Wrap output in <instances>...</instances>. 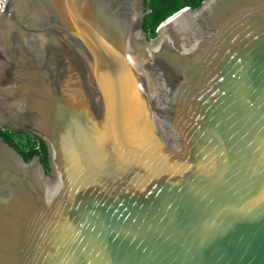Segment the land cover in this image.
Returning a JSON list of instances; mask_svg holds the SVG:
<instances>
[{
    "label": "water",
    "instance_id": "95a60500",
    "mask_svg": "<svg viewBox=\"0 0 264 264\" xmlns=\"http://www.w3.org/2000/svg\"><path fill=\"white\" fill-rule=\"evenodd\" d=\"M8 0L0 264H264V0Z\"/></svg>",
    "mask_w": 264,
    "mask_h": 264
},
{
    "label": "trees",
    "instance_id": "16d2710c",
    "mask_svg": "<svg viewBox=\"0 0 264 264\" xmlns=\"http://www.w3.org/2000/svg\"><path fill=\"white\" fill-rule=\"evenodd\" d=\"M204 0H145L146 17L144 19L143 30L150 38L156 36L159 26L168 18L185 8L196 9ZM0 137L6 144L12 147L22 156L25 162L39 157L41 163L48 174L47 148L43 141L38 138L24 136L23 132H11L9 130H0ZM35 145L32 144L34 140ZM39 144L37 148L36 144ZM37 148V149H36Z\"/></svg>",
    "mask_w": 264,
    "mask_h": 264
},
{
    "label": "built area",
    "instance_id": "2783aa9c",
    "mask_svg": "<svg viewBox=\"0 0 264 264\" xmlns=\"http://www.w3.org/2000/svg\"><path fill=\"white\" fill-rule=\"evenodd\" d=\"M8 0H0V14L6 9Z\"/></svg>",
    "mask_w": 264,
    "mask_h": 264
},
{
    "label": "rangeland",
    "instance_id": "374dc122",
    "mask_svg": "<svg viewBox=\"0 0 264 264\" xmlns=\"http://www.w3.org/2000/svg\"><path fill=\"white\" fill-rule=\"evenodd\" d=\"M156 33V32H155ZM24 136H27V134H24ZM30 138H32V137H30ZM32 140H34V139H32ZM35 143H36V141L34 140L33 142H32V144L33 145H35ZM37 145V144H36Z\"/></svg>",
    "mask_w": 264,
    "mask_h": 264
},
{
    "label": "flooded vegetation",
    "instance_id": "af4514ba",
    "mask_svg": "<svg viewBox=\"0 0 264 264\" xmlns=\"http://www.w3.org/2000/svg\"><path fill=\"white\" fill-rule=\"evenodd\" d=\"M24 134H27V133H24ZM29 136L33 137V136L30 135V134H29ZM35 138H36V137H35ZM38 145H39V144L37 143V148H39ZM37 148H36V149H37ZM29 162H30V161H29ZM40 162H41V160H40Z\"/></svg>",
    "mask_w": 264,
    "mask_h": 264
}]
</instances>
